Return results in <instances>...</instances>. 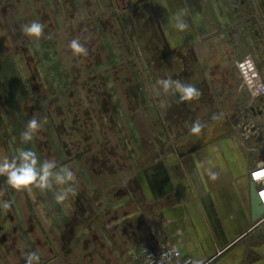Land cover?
Masks as SVG:
<instances>
[{
  "label": "crops",
  "instance_id": "obj_1",
  "mask_svg": "<svg viewBox=\"0 0 264 264\" xmlns=\"http://www.w3.org/2000/svg\"><path fill=\"white\" fill-rule=\"evenodd\" d=\"M252 52L264 69V0H0V158L32 150L73 173L21 191L0 177V264H134L143 245L264 264L250 180L264 129L237 125L264 121L235 69Z\"/></svg>",
  "mask_w": 264,
  "mask_h": 264
},
{
  "label": "clouds",
  "instance_id": "obj_2",
  "mask_svg": "<svg viewBox=\"0 0 264 264\" xmlns=\"http://www.w3.org/2000/svg\"><path fill=\"white\" fill-rule=\"evenodd\" d=\"M186 25H179L180 28H184ZM44 25L40 22L33 21L30 24L23 26L24 33L30 38H39L43 35ZM71 48L76 53H82L85 51L83 46L78 40L71 42ZM163 87L167 89L172 84L171 81H161ZM179 92L182 94L181 99L191 100L199 95L197 88L194 85H176ZM39 122L33 118L28 121L26 128L28 131H23L20 134L22 142L28 143L32 141L34 134L39 129ZM191 132L199 133L200 125L196 124L191 128ZM55 168V162L44 161L40 162L37 154L32 150H20L14 153L11 158H0V177H6V183L12 189L21 191L29 189L30 186H35L40 189H48L52 186L50 177H55L56 182L68 184L73 179L72 171L68 169H61L60 173L53 171ZM257 178L264 176L261 172L255 174ZM67 191H73L71 186ZM67 192L58 194L56 196L57 202H63L66 198ZM0 208L5 211L10 210L11 203L8 200L0 201ZM38 261L39 257L32 254L28 257V264H32L33 261Z\"/></svg>",
  "mask_w": 264,
  "mask_h": 264
},
{
  "label": "built area",
  "instance_id": "obj_3",
  "mask_svg": "<svg viewBox=\"0 0 264 264\" xmlns=\"http://www.w3.org/2000/svg\"><path fill=\"white\" fill-rule=\"evenodd\" d=\"M260 89L255 91L253 99L264 98V83H260ZM261 172L264 174V163L257 166L250 172V180L257 187V196L260 204L264 208V176L257 178L255 174ZM134 264H213L214 258L197 260L183 255L182 251L175 246H165L156 251L149 245L141 246L133 255Z\"/></svg>",
  "mask_w": 264,
  "mask_h": 264
},
{
  "label": "rangeland",
  "instance_id": "obj_4",
  "mask_svg": "<svg viewBox=\"0 0 264 264\" xmlns=\"http://www.w3.org/2000/svg\"><path fill=\"white\" fill-rule=\"evenodd\" d=\"M132 60L133 59L130 57L129 62H131ZM235 69L237 71L236 74L238 75V78L241 80L242 85H244V89L247 92L246 94L248 95V99L249 97L251 99L253 94H255V91L257 89H260V86L258 85L260 83H264V69L260 63L259 57L254 52L250 53L249 55L246 54L235 63ZM147 73L151 74V71L146 70V75ZM259 99L263 100V97L254 99V101H257ZM247 103L249 105V102ZM260 113L261 116L264 115V111H260ZM252 114L255 115V113ZM133 121L135 122L136 120ZM226 121L231 122L232 120ZM239 124L242 128H246L247 130L259 129V131H263L264 129V121H261L259 119L256 120L255 118H253V116H248L247 114L245 116L241 115L237 125Z\"/></svg>",
  "mask_w": 264,
  "mask_h": 264
},
{
  "label": "water",
  "instance_id": "obj_5",
  "mask_svg": "<svg viewBox=\"0 0 264 264\" xmlns=\"http://www.w3.org/2000/svg\"><path fill=\"white\" fill-rule=\"evenodd\" d=\"M251 200H252V219L259 220L264 215V208L260 204V199L257 196V187L255 183L251 185Z\"/></svg>",
  "mask_w": 264,
  "mask_h": 264
}]
</instances>
